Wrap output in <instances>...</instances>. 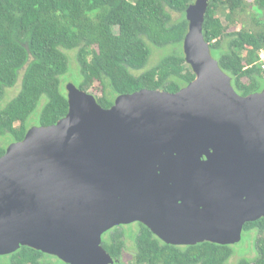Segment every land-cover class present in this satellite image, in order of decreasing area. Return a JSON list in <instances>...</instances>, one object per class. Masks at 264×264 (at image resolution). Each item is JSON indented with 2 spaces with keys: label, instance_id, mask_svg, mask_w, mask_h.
<instances>
[{
  "label": "water",
  "instance_id": "1",
  "mask_svg": "<svg viewBox=\"0 0 264 264\" xmlns=\"http://www.w3.org/2000/svg\"><path fill=\"white\" fill-rule=\"evenodd\" d=\"M210 0L186 9L176 93L142 89L102 107L74 83L69 111L0 157V256L26 246L66 264H121L103 247L141 223L166 244L237 245L264 218V88L239 94L205 40Z\"/></svg>",
  "mask_w": 264,
  "mask_h": 264
},
{
  "label": "trees",
  "instance_id": "2",
  "mask_svg": "<svg viewBox=\"0 0 264 264\" xmlns=\"http://www.w3.org/2000/svg\"><path fill=\"white\" fill-rule=\"evenodd\" d=\"M194 1L0 0V104L21 79L18 94L0 106V157L6 153V139L14 143L25 138L40 106L34 126H50L67 115V91L61 81L69 71L67 51L77 50L78 87L104 108L122 94L142 89L176 93L186 87L195 79L183 52L189 29L185 12ZM248 6L253 10L247 12ZM237 25L239 30H231ZM203 34L239 94L264 88V68L258 61L264 48V0H253L252 5L245 0H210ZM150 44L171 47V53L145 69L153 54ZM138 225L134 264H229L234 253V245L212 242L166 244L147 226ZM126 226L103 236V247L117 259L127 248ZM244 232L257 233V256L238 264H264V218L246 223ZM52 256L24 246L0 256V264H52Z\"/></svg>",
  "mask_w": 264,
  "mask_h": 264
},
{
  "label": "rangeland",
  "instance_id": "3",
  "mask_svg": "<svg viewBox=\"0 0 264 264\" xmlns=\"http://www.w3.org/2000/svg\"><path fill=\"white\" fill-rule=\"evenodd\" d=\"M245 1H247V3L250 5L253 4V0H245ZM252 10L253 9L251 6L246 7L247 12L252 11ZM172 14L174 17L180 16V14L178 13L172 12ZM222 20L224 23H227L223 16H222ZM240 27H241L240 25H237L235 27H232L231 30H239ZM150 47L153 51V54L148 64L146 65L145 69L155 66L162 59L164 55L171 53V47L159 48L153 44H150ZM67 54L70 58V63H69L68 73H66L65 75L61 77L63 89H66L68 83L70 82L74 83L76 86H79L80 80H81V75H80V71H79V67L77 63V50L67 51ZM215 57L217 58L216 54H215ZM20 88H21V79H19L18 83L16 84L14 88L9 89L7 91V95L5 99L3 100L4 102H2L0 106L5 105V103H7L10 99L15 97L18 94ZM41 108L42 106H40L37 113H35L31 117L30 119L31 126L37 125L38 119L36 118V115L38 117V112L40 111ZM0 139H2V136H0ZM11 142L12 140L10 138L6 139L4 146L8 147ZM137 228H139L138 223L129 224L125 228L128 233V236L126 238L127 248L124 251L123 258H121V264H134L133 259H134V252L136 250L134 235L136 233ZM256 237H257V233L255 232H251V233L244 232L243 237H242V242L237 245H234V253L232 257L230 258L229 264H238L239 260L243 258H246V259L255 258L257 256V252L255 248Z\"/></svg>",
  "mask_w": 264,
  "mask_h": 264
},
{
  "label": "built area",
  "instance_id": "4",
  "mask_svg": "<svg viewBox=\"0 0 264 264\" xmlns=\"http://www.w3.org/2000/svg\"><path fill=\"white\" fill-rule=\"evenodd\" d=\"M258 61L262 64V67L264 68V48L259 52V60Z\"/></svg>",
  "mask_w": 264,
  "mask_h": 264
},
{
  "label": "flooded vegetation",
  "instance_id": "5",
  "mask_svg": "<svg viewBox=\"0 0 264 264\" xmlns=\"http://www.w3.org/2000/svg\"><path fill=\"white\" fill-rule=\"evenodd\" d=\"M114 229V228H113ZM106 234V233H105ZM104 234V235H105ZM103 235V236H104ZM57 259V260H56ZM50 261H52V264H58V262H59V264H63V263H61L60 261L61 260H59L57 257H55V256H52V259L50 260ZM58 261V262H57ZM120 261H121V259H120Z\"/></svg>",
  "mask_w": 264,
  "mask_h": 264
}]
</instances>
